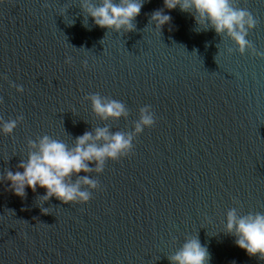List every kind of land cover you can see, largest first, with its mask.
Listing matches in <instances>:
<instances>
[{"label": "water", "instance_id": "water-1", "mask_svg": "<svg viewBox=\"0 0 264 264\" xmlns=\"http://www.w3.org/2000/svg\"><path fill=\"white\" fill-rule=\"evenodd\" d=\"M82 3L0 0V117L23 116L0 134V178L44 135L71 148L97 127L128 133L145 106L155 123L127 157L90 173L99 188L87 204H41L40 188L21 199L0 180V264H169L193 236L209 264H264L224 231L232 208L264 213V55L196 32L163 0H147L130 33L95 26ZM235 6L257 21L247 39L264 54V0ZM157 10L171 17L160 32L149 22ZM97 93L128 116L100 120L86 99Z\"/></svg>", "mask_w": 264, "mask_h": 264}, {"label": "clouds", "instance_id": "clouds-1", "mask_svg": "<svg viewBox=\"0 0 264 264\" xmlns=\"http://www.w3.org/2000/svg\"><path fill=\"white\" fill-rule=\"evenodd\" d=\"M145 2L147 0H83L82 10L101 29L130 33L136 30L135 20ZM235 3L236 0H163L168 11L179 8L182 13L192 15L196 32L213 30L217 36L227 38L240 55L246 51L257 57L264 55L256 52L247 39L257 21L249 11L235 6ZM170 21L169 15L157 10L151 14L149 22L154 23L156 31L160 32ZM232 51V48L227 50L229 55ZM83 66L86 68L87 63ZM16 91L23 93L24 89L19 86ZM86 99L90 100L94 115L102 121L128 116L126 106L118 100L98 93ZM22 120V115L7 121L0 117V134L11 136ZM154 123V113L149 106H145L139 110V119L128 133H112L108 127H97L94 132H86L76 138L71 148L62 140L48 135L39 137L38 141L30 140L27 160L18 165L22 171H7L0 180H6L12 193L21 199L25 198L26 189L36 192L40 188L45 193L41 204L52 198L62 204H87L91 193L99 188L98 182L90 178V173L101 174L107 162L127 157L132 152L135 138L145 129L153 127ZM90 164H94L95 168H91ZM74 176L77 179L73 183ZM42 211L47 214L49 210ZM224 231L234 237L236 247L249 257L264 261V213L242 215L232 208L227 211ZM209 260L208 249L202 246L198 236L186 238L179 249L168 256L169 264H209Z\"/></svg>", "mask_w": 264, "mask_h": 264}]
</instances>
